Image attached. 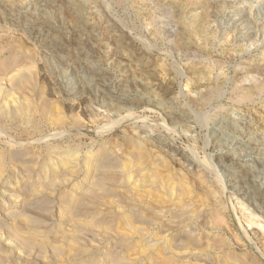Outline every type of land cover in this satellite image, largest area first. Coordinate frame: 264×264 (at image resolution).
<instances>
[{"label": "rangeland", "instance_id": "rangeland-1", "mask_svg": "<svg viewBox=\"0 0 264 264\" xmlns=\"http://www.w3.org/2000/svg\"><path fill=\"white\" fill-rule=\"evenodd\" d=\"M115 1L0 0V94L6 92L0 100L32 108L31 125L0 123V154L7 160L0 178V264H146V242L152 252L178 256L176 264H191L195 256L222 259V241L231 253L255 250L264 262V201L256 197L252 205L234 189L238 169L264 183V0ZM124 37L129 49L120 44ZM243 64L263 68L251 76L237 72ZM24 75L27 82L14 91ZM216 80L220 97L204 107L192 103L189 95L204 91L202 82ZM225 127V140L214 137ZM125 130L138 131L139 145L150 144L165 163L164 175L189 181L194 198L187 205L168 203L171 192L161 205L145 197V165L133 162L132 171L114 176L86 167L110 140L123 144ZM115 148L110 157L120 163ZM27 149L39 159L18 169L11 156ZM64 160L76 172L63 169ZM215 198L227 210L218 227L191 233L199 243L193 248L172 226L209 211Z\"/></svg>", "mask_w": 264, "mask_h": 264}, {"label": "bare ground", "instance_id": "bare-ground-1", "mask_svg": "<svg viewBox=\"0 0 264 264\" xmlns=\"http://www.w3.org/2000/svg\"><path fill=\"white\" fill-rule=\"evenodd\" d=\"M129 1V0H128ZM132 2V1H131ZM115 3H119V4H124V3H126L127 4V0H118V2H117V0L115 1ZM92 4V3H91ZM116 4V5H117ZM35 6V5H34ZM124 6H126V5H124ZM124 6H122V7H124ZM27 7V6H26ZM37 7V6H36ZM41 7V6H40ZM19 8V7H18ZM34 8V7H33ZM21 9V8H20ZM46 10V9H45ZM227 10V9H226ZM37 11V10H36ZM243 16V15H242ZM243 17H241L239 20H238V22L239 21H241V20H243L242 19ZM232 19V18H231ZM38 20V19H37ZM244 22V21H243ZM27 24H28V22H27ZM44 24V23H43ZM48 25V24H47ZM49 26V25H48ZM32 29V28H31ZM30 31H32V30H30ZM238 31V30H237ZM240 33V32H239ZM120 41V44H121V46H124V47H126V49H129V46H128V44H127V39L124 37L122 40H119ZM2 49V48H1ZM6 49V48H5ZM4 50V49H3ZM53 50V49H52ZM86 52V51H85ZM95 53V52H94ZM199 53V52H198ZM84 54V53H83ZM90 55V54H89ZM92 55V54H91ZM95 56H97V55H95ZM23 57V56H22ZM94 57V56H93ZM99 60V59H98ZM14 62V61H13ZM102 63V62H101ZM9 65H10V63H8ZM95 65V64H94ZM98 65H100V64H98ZM245 65H247V64H245ZM249 66H244V64H243V66H241V68H240V70H238L237 69V72H239V71H247V73H253V70H257V69H259L258 70V72H260L261 70H262V68H261V70H260V67L259 68H257V67H255V68H253L252 69V67L255 65H252V66H250V64H248ZM101 66V65H100ZM256 66V65H255ZM25 67V66H24ZM91 67V66H90ZM104 67V66H103ZM14 69V68H13ZM89 69V68H88ZM97 70V73H99V71L101 70L100 68H96ZM249 69H251L252 71H250V72H248V70ZM26 70H27V68H26ZM31 70V69H30ZM95 70V69H94ZM89 71V70H88ZM92 71V70H91ZM95 72V71H94ZM240 72V73H241ZM257 72V71H256ZM255 72V73H256ZM246 73V72H245ZM246 73V74H247ZM252 73H251V76H253L252 75ZM263 73H264V71H263ZM25 74V73H24ZM96 74V73H95ZM102 74V73H101ZM246 74H244V75H246ZM22 75V74H21ZM243 75V74H242ZM243 75V76H244ZM97 76V75H96ZM249 76V75H248ZM18 77H20V76H16L15 77V79L16 78H18ZM102 77V76H101ZM246 77V76H245ZM28 78V76L27 75H24L22 78L20 77L19 78V81H18V84H17V86H16V88L15 87H13V89H14V91L17 89V91H19L18 89H20L21 87H22V85H24V83H26L27 81H26V79ZM253 79V78H252ZM13 80V79H12ZM28 80V79H27ZM31 80V79H30ZM96 80H100L101 82H102V84L103 85H106L105 84V81H104V79H102V78H96ZM13 81H15V80H13ZM10 83H11V81H10ZM15 84L17 83V82H14ZM12 84V83H11ZM14 84V85H15ZM252 84H254V83H252ZM10 85V84H9ZM257 85V84H256ZM19 86H20V88H19ZM26 86V85H25ZM29 86V85H28ZM204 86V88H205V90L204 91H202V92H199L198 93V95L197 96H192V95H189L190 96V99H191V101H193L192 103H195V104H197V105H199V106H206V105H208V104H210L214 99H216L218 96H219V92H221L220 90H222V89H220L222 86H221V81H218V80H216L214 83H208V82H202V87ZM253 86V88H259L260 86H255L254 87V85H252ZM18 87V88H17ZM23 88H24V86H23ZM22 88V89H23ZM12 89V90H13ZM21 89V90H22ZM251 89H252V87H251ZM23 91H25V90H23ZM3 93H6V92H3ZM2 93V94H3ZM10 93H12V92H10ZM10 93H8V94H10ZM246 93V92H245ZM251 93V92H250ZM2 94H0V96L2 95ZM25 94V93H24ZM243 94V93H242ZM11 95V94H10ZM14 95V94H13ZM6 96V95H5ZM249 96H250V94H247V95H245L243 98H246V99H248L249 98ZM8 97V96H7ZM13 97V96H12ZM17 97V96H16ZM18 97H19V95H18ZM220 97V96H219ZM6 98V97H5ZM19 98H21V97H19ZM29 98V97H28ZM31 98V97H30ZM1 99H4V98H2L1 97ZM17 99V98H16ZM25 99V98H24ZM28 100V99H27ZM242 100V99H241ZM13 101H14V99H13ZM12 101V102H13ZM16 101H18V100H16ZM20 102H22V101H20ZM19 102V103H20ZM27 102V101H26ZM49 104V103H48ZM30 105H31V103H30ZM30 105H28L27 103L25 104V102L24 103H21V104H18V103H16V102H13V103H11V102H9L8 101V98H7V101H5V100H0V123H19L20 124V122L21 123H27V124H30V121H31V107H30ZM45 106V105H44ZM43 107V106H42ZM46 107V106H45ZM45 107L43 108L44 110H47V108H48V106H47V108L45 109ZM51 109V108H50ZM50 111V110H49ZM61 111V110H60ZM56 112H57V110H56ZM45 113V112H44ZM51 113V112H50ZM60 113V112H59ZM46 114V113H45ZM44 114V115H45ZM49 114V113H48ZM47 115V114H46ZM53 116H54V113L52 114ZM58 115V114H57ZM59 115H61V114H59ZM64 116V115H63ZM63 118V117H62ZM51 119V118H50ZM64 119V118H63ZM66 119V118H65ZM56 120V119H55ZM55 120H53V121H55ZM130 120V119H129ZM34 121V120H33ZM32 121V122H33ZM52 121V122H53ZM57 121V120H56ZM61 121V120H60ZM59 121V122H60ZM63 121V120H62ZM37 122V121H36ZM49 123H51V122H49ZM58 123V122H57ZM66 122H64V124H65ZM68 123V122H67ZM38 124V123H37ZM53 124V123H52ZM58 124H60V123H58ZM62 124V123H61ZM60 124V125H61ZM63 124V125H64ZM31 125V124H30ZM36 125V124H35ZM57 125V124H56ZM121 125V124H120ZM6 126V125H5ZM29 126V125H28ZM34 126V125H33ZM79 126V125H78ZM77 126V127H78ZM117 126V125H116ZM115 126V127H116ZM40 127V126H39ZM59 127H62V126H59ZM38 128V127H37ZM36 128V129H37ZM46 128V127H45ZM135 128V127H134ZM0 129H2L1 127H0ZM10 129V128H9ZM35 129V128H34ZM3 130H5V128H3ZM107 130V129H106ZM131 130H134V129H132L131 128ZM232 130H233V128H232ZM227 131H230V128H223V129H219V130H217V131H215V133H214V137H219V138H221V139H223V140H225L224 139V133L225 132H227ZM15 132V131H14ZM22 132V131H21ZM29 132V131H28ZM124 132V137H123V139H121L122 141H123V144H119L118 146L115 144V145H112L111 143H110V141L108 142V141H106V142H108L107 143V145L106 146H102V147H100V148H102V150L100 149L99 151L100 152H98V154L96 155V157H94L93 158V156H92V158H93V160L92 161H88L89 163L87 164V166L86 167H88V165L90 166V165H93L94 166V169H95V166H96V168L98 167V169H99V171L101 170L102 172H106L107 174H109V175H113L114 174V172L116 171V170H123L124 172L125 171H129V168H130V165H131V163H135V166L136 165H145V168H143V169H145V174H143V177H142V185H143V188H144V192H145V194H146V196L145 197H148V198H151V200H152V198H153V196L155 197V201L154 202H156L157 204H159V205H161L162 203H163V201H162V199H163V197L164 196H166V194H169V192H171L172 193V195H171V193L169 194V195H171V198H170V196H169V198L171 199V201H170V199L168 200V203L169 202H171V204L172 203H175V204H181V203H184V204H181L182 205V207H184L185 205H187V203H186V201H185V199H188V200H190V199H193L194 197H193V189L190 187L191 185H190V183H188L186 180H176V178L174 177V175H172L171 173H169V175H164V173L162 172L163 170H161V167H164L165 166V163H164V161L162 160V158L161 157H159L158 155L157 156H153L152 154H151V152H150V144L148 143V142H145L144 141V143L142 144V145H139L138 144V142L135 140V138H134V134L136 135V133L138 132H131V131H129V130H125V131H123ZM27 134V133H26ZM6 135V134H5ZM2 137V136H1ZM17 139V138H16ZM27 139V138H26ZM222 140V141H223ZM227 140V139H226ZM29 141V140H28ZM121 141V142H122ZM13 142V141H12ZM21 142V141H20ZM22 142H24L23 140H22ZM105 142V143H106ZM261 142H264V139L263 140H261ZM14 144H16V142H14L12 145L14 146ZM18 145V144H17ZM104 145V144H103ZM121 145L124 147V148H122L121 147ZM48 147V146H47ZM50 147V146H49ZM52 147V146H51ZM50 147V148H51ZM112 147H114V148H112ZM115 147H119L120 148V150H121V152H122V154H121V162L119 163V159H115L114 157H110V153H111V151H110V148L111 149H113V151H114V149H116ZM43 148V147H42ZM59 148V147H58ZM122 148V149H121ZM47 149V148H46ZM54 149L56 150V148L54 147ZM54 149H50L49 150V148H48V151H49V153L51 154L52 152L53 153H56V151L54 150ZM60 149V148H59ZM106 150H109L110 152H108V154H109V156H108V154L106 155L105 154V151ZM120 150H118V151H120ZM55 151V152H54ZM62 151V150H61ZM70 151V150H69ZM72 151V150H71ZM112 151V152H113ZM115 151H117V150H115ZM57 152H59V151H57ZM65 152V151H64ZM73 152V151H72ZM72 152H70V153H72ZM182 151H178V153H181ZM20 153V152H19ZM19 153H17V155L16 156H11V159H10V161L13 163V164H16L15 166L18 168V169H26V168H28L29 169V167L31 166V162H34V160L36 159L35 157H34V160H33V156H31V152L30 151H28V149L25 151V152H23V154H19ZM47 153V152H46ZM52 153V154H53ZM63 153V152H62ZM67 153H68V151H67ZM69 153V154H70ZM61 154V153H60ZM76 154V153H75ZM78 154V153H77ZM76 154V155H77ZM239 154V153H238ZM40 155H42V154H40ZM112 155V154H111ZM174 155H177V152H175L174 153ZM95 156V155H94ZM115 156V155H114ZM39 157V156H38ZM45 157V156H44ZM48 157V156H47ZM47 157H45L44 159H46ZM51 157V156H50ZM65 157V156H64ZM67 157V156H66ZM72 157H74V156H72ZM5 155L3 154V153H1L0 154V178H1V175H3V173L5 172L4 171V169H5V167L7 166V164H6V166L4 167V165H5V161H7V160H5ZM9 158V157H8ZM42 158H43V156H42ZM53 158V157H52ZM52 158L50 159L51 160V162H52ZM77 158V157H76ZM75 158V159H76ZM88 158H90V157H88ZM118 158V157H117ZM38 159L39 158H37V160H35V161H38ZM49 159V158H48ZM47 159V160H48ZM72 159V161L73 160H75V159H73V158H71ZM78 159V158H77ZM237 160H239L238 158H236ZM50 160H49V162H50ZM53 160H55L54 158H53ZM61 160H62V158H61ZM87 160V159H86ZM44 161V160H43ZM56 161V160H55ZM55 161L53 162V163H55ZM58 161V160H57ZM56 161V162H57ZM71 160H69V161H67L66 162V160H64V163L62 162V164H63V166H61L63 169H66L65 167H66V165L69 167L70 165L72 166L73 165V163H71L72 162ZM76 161V160H75ZM78 161V160H77ZM74 162V161H73ZM40 163V162H39ZM46 163V165H48L47 163L48 162H45ZM58 163V162H57ZM59 163H60V160H59ZM52 164V163H51ZM56 164V163H55ZM61 164V165H62ZM228 164H229V162H228ZM36 165V164H35ZM45 165V164H44ZM54 164H52V166H53ZM227 165V164H226ZM230 165V164H229ZM14 166V167H15ZM39 166V165H38ZM43 167V163H42V161H41V165H40V167ZM48 166H50V165H48ZM59 166V165H58ZM57 166V167H58ZM70 166V168L71 169H69L68 168V171L69 170H71L72 171V168H74V167H71ZM155 166V169L153 168ZM51 167V166H50ZM49 167V168H50ZM54 167V166H53ZM16 168V169H17ZM34 168V167H33ZM56 168V167H55ZM139 168V167H138ZM166 168V167H165ZM41 169V168H40ZM39 169V170H40ZM51 169V168H50ZM91 169H92V167H91ZM98 169H96V171L98 170ZM142 169V170H143ZM166 169H168V167L166 168ZM6 170H7V168H6ZM34 170V169H33ZM53 170V169H52ZM51 170V171H52ZM77 170V169H76ZM76 170H75V168H74V171H73V173L74 172H76ZM50 171V170H49ZM112 171H114V172H112ZM130 171H132V170H130ZM129 171V172H130ZM41 172V171H40ZM62 172H64V170H62ZM61 172V174H59L60 176L63 174ZM66 173H67V170L65 171ZM117 172V171H116ZM121 172V171H120ZM165 172V171H164ZM42 173V172H41ZM40 173V174H41ZM47 173V172H46ZM72 173V172H71ZM70 173V174H71ZM105 173V174H106ZM249 173H250V170H249ZM249 173H247V172H244V171H239V169L237 170V172H235V175H238L237 176V180H238V178H240V181L238 180V182H236V187H234V189H235V191L238 193V194H240V195H244V197H243V199L244 200H249L251 203H252V205L254 204V202L253 201H255V198L256 197H260V198H262L263 199V201H264V183H262V181L260 180H258V176H255L254 174H253V172H251L250 173V175H249ZM67 174H69V173H67ZM75 174H77V173H75ZM124 174V173H123ZM126 174V173H125ZM65 175V174H64ZM72 175V174H71ZM78 175V174H77ZM120 175V174H119ZM130 175V174H129ZM114 176V175H113ZM122 176V175H121ZM141 176V175H140ZM59 177V176H58ZM125 177V176H124ZM251 177V178H250ZM257 177V178H256ZM102 178V177H101ZM110 178V177H109ZM115 178V177H114ZM118 178V177H117ZM203 178V177H202ZM235 179V180H236ZM251 179V180H250ZM202 180V179H201ZM201 180H199V181H201ZM203 180H205V178L203 179ZM250 181H251V183H250ZM114 182V181H113ZM244 182V183H246V184H244V185H242L241 186V184ZM108 183V182H107ZM238 183H240V184H238ZM196 185V184H195ZM103 186V185H102ZM196 186H198V185H196ZM254 188H256V190L254 189ZM254 189V190H253ZM114 190V189H113ZM162 191H164V192H162ZM99 193V192H98ZM97 193V194H98ZM100 196H101V194H100ZM104 196V195H103ZM168 196V195H167ZM175 196V197H174ZM218 197H220V195L218 196ZM222 197V196H221ZM228 197V196H227ZM223 199V198H222ZM100 200V199H99ZM221 200V199H220ZM219 200V198H215L214 200H212L211 201V203H210V205L212 206V208L209 210V211H206V212H204V213H200V214H197L194 218H185V219H183V222H182V224L183 223H185V228H182L181 227V222H180V224L179 223H176L175 225H173L172 226V228L174 229V231H176L177 233H178V235H177V237L179 236V237H181V238H185L184 239V241H186V243H188V244H191V245H193L194 247L193 248H196L195 246H197L196 244H199L197 241H196V243H195V238H196V235L194 236V234H191V233H193V231H196L199 227H201V226H203V228L202 229H205L206 227H207V224L209 225V224H211V227L213 228V227H215V226H217L218 225V222H220V220L222 221V219H221V215H222V212H224L225 210H227V207H225L224 205H223V202H221ZM98 201V200H97ZM178 201V202H177ZM102 202V201H101ZM77 203V202H76ZM146 204H148V205H146L147 207H146V209H145V214H146V216L148 217V218H150V216L152 215L151 214V211H150V207H149V205H150V201H146ZM179 204V205H180ZM71 204H69L67 207H69ZM80 205H83L82 204V201H81V203H79V206ZM95 205V204H94ZM100 205V204H99ZM98 205V206H99ZM71 206H73V204L71 205ZM66 207V206H65ZM75 207H77V206H75ZM84 207V206H83ZM88 207V206H87ZM93 207V206H92ZM159 207V206H158ZM81 207H79V208H77V209H80ZM98 208V207H97ZM68 209V208H67ZM76 209V210H77ZM85 209V208H84ZM83 209V210H84ZM81 210V209H80ZM83 210H81L80 212H82ZM94 210H95V208H94ZM86 210H84V212H85ZM88 211V210H87ZM86 211V212H87ZM96 211V210H95ZM95 211H94V213H95ZM76 212H78V211H76ZM89 213H91L90 211H89ZM99 213V212H98ZM263 213V212H262ZM84 214V213H83ZM86 214V213H85ZM98 216V215H97ZM182 216V215H181ZM184 216V215H183ZM182 216V217H183ZM223 216V215H222ZM186 217V216H185ZM92 218V217H91ZM135 219V218H134ZM92 220V219H91ZM133 220V219H132ZM122 222H123V220H121ZM148 221V220H147ZM98 222V221H97ZM100 222V221H99ZM119 222V221H118ZM178 222V221H177ZM80 223V222H79ZM78 223V224H79ZM87 223V222H86ZM91 223V222H90ZM104 224H105V222H104ZM151 224L150 222L149 223H147L146 222V224L145 225H147V227H146V232L150 235V230H151V228H150V226L149 225ZM220 224H222V223H220ZM91 225V224H90ZM100 225H102V223L100 224ZM205 225H206V227H205ZM80 226V225H79ZM92 226H93V224H92ZM105 226H106V224H105ZM83 227H84V225H83ZM82 227V228H83ZM218 227V226H217ZM216 227V228H217ZM218 229V228H217ZM147 234V235H148ZM158 234V233H157ZM153 235V234H152ZM241 235V234H240ZM238 233H236L234 236L236 237V239L240 242V243H242L243 241H242V236H240ZM180 239V238H179ZM34 241V240H33ZM218 241H221V240H218ZM217 241V242H218ZM260 241V240H259ZM223 242V241H222ZM221 242V246L219 247V249H220V253L222 252L223 254H224V256L222 255V259L221 258H219V259H221V260H219V259H216V257H213V255H212V258L210 259L209 258V260H207V261H205V259H204V261L205 262H202V261H200V260H198L197 258H198V256L196 257H191L190 259L193 261H189V263L190 262H192L191 264H264V262L260 259L262 256H260V258L256 255V254H254V253H252L253 251H255V250H253L251 253H249L248 255H246L245 253H243V255L245 254V256H238V254H234V253H231L230 251H229V249H228V247L225 245V243L223 244ZM185 243V244H186ZM260 243V248H261V254L263 253V255H264V242H262V241H260L259 242ZM219 244V243H218ZM242 244H244V243H242ZM132 245V244H131ZM189 246V247H187V249H189V248H191L192 246ZM214 245V244H213ZM220 245V244H219ZM147 249H146V252H147V254H146V256H145V262H146V264H176V262L179 260V258H177V257H175L174 256V254L172 255V253L171 254H166V253H164V252H167V250L166 251H164L163 253L164 254H162V253H160L159 252V248H157V250H155L154 252H152L153 250H152V248H154L155 249V247H151L150 246V244H149V242H146V244L144 245ZM154 246V245H153ZM157 246H159V245H157ZM186 246H188V245H186ZM200 246V245H199ZM216 247H217V245H215ZM176 248H180V247H176ZM259 248V249H260ZM162 249V248H161ZM197 249V248H196ZM214 249H215V247H214ZM164 250V249H163ZM191 250V249H190ZM195 250V249H194ZM192 251V250H191ZM214 251V250H213ZM162 252V251H161ZM260 252V251H259ZM221 255V254H220ZM241 255V254H240ZM220 257V256H219ZM181 258H182V256H181ZM264 258V257H263ZM184 259V258H183ZM181 260V259H180ZM180 260L178 261V262H180ZM181 262H182V260H181ZM178 264V263H177Z\"/></svg>", "mask_w": 264, "mask_h": 264}]
</instances>
